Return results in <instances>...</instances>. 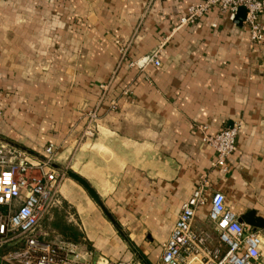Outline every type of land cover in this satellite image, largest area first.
I'll return each instance as SVG.
<instances>
[{"label":"crops","instance_id":"1","mask_svg":"<svg viewBox=\"0 0 264 264\" xmlns=\"http://www.w3.org/2000/svg\"><path fill=\"white\" fill-rule=\"evenodd\" d=\"M201 1H0V140L32 159L54 145V168L66 162L94 189L112 220L65 178L68 205L40 224L48 237L81 241L92 264H156L203 182L192 228L211 244L213 191L239 217L264 220V15L254 44L240 19L215 8L178 25ZM160 44L159 66L131 65ZM232 125L235 150L225 169L213 166L203 134ZM244 225L260 232L264 261V226Z\"/></svg>","mask_w":264,"mask_h":264},{"label":"built area","instance_id":"2","mask_svg":"<svg viewBox=\"0 0 264 264\" xmlns=\"http://www.w3.org/2000/svg\"><path fill=\"white\" fill-rule=\"evenodd\" d=\"M239 7L245 8L241 23L247 27L251 43L260 42L264 0H202L187 8L178 25L195 23L210 8L236 17ZM161 46L131 65L159 66ZM237 128L232 125L213 134H203V141L216 153L213 166L226 168L227 157L236 147ZM86 134L92 136V128H87ZM43 151V159H32L21 148L0 140V264H92L90 251L81 241L48 237L40 229L42 220L57 202L54 197L63 177V172L54 168L53 145L44 146ZM204 187L205 182L197 185L181 205L156 264H264L260 232L247 229L238 220L239 216L225 204L220 191L212 192L208 211L217 244H211L207 231L193 230L195 213L206 200ZM117 264L141 263L122 260Z\"/></svg>","mask_w":264,"mask_h":264},{"label":"water","instance_id":"3","mask_svg":"<svg viewBox=\"0 0 264 264\" xmlns=\"http://www.w3.org/2000/svg\"><path fill=\"white\" fill-rule=\"evenodd\" d=\"M245 15V8L239 7L236 18L240 19V21L244 18ZM68 175L73 178L75 181H77L80 185L83 186V188L88 192V194L95 200V202L100 206L101 210L104 212V214L111 219V216L109 212L106 210V208L102 205L100 200L98 199L97 194L95 193L94 189L88 184L86 180H84L82 177L77 175L76 173L69 171ZM112 220V219H111ZM239 221L243 222L246 225L252 226L254 228H262L264 226V220L261 219L258 216H255L253 210H248L244 214H242L239 218Z\"/></svg>","mask_w":264,"mask_h":264},{"label":"rangeland","instance_id":"4","mask_svg":"<svg viewBox=\"0 0 264 264\" xmlns=\"http://www.w3.org/2000/svg\"><path fill=\"white\" fill-rule=\"evenodd\" d=\"M1 1V0H0ZM202 2V1H201ZM201 2H199V3H201ZM198 3V4H199ZM195 5H197V4H195ZM191 6H194V5H191ZM101 85V84H100ZM102 89H105V87L107 86L106 84L104 85V84H102ZM53 147H54V145H53ZM54 149L56 150V148L54 147ZM65 164H66V162L63 164V167L61 168V170H59V171H62L63 172V177H62V179L64 180L65 178L66 179H68V180H73L74 181V186H76L77 188H79L78 190H83L84 188H83V186L82 185H80L77 181H75L73 178H71L69 175H68V171H70V169H68V167H66L65 166ZM63 180H61V182H59V186H58V191L55 193V197H54V200H59L62 204V206H66V205H68L67 203H68V199H66L65 197H64V195H62L61 194V191H60V186H61V183L63 182ZM84 191L87 193V191L84 189ZM55 206L53 205L52 206V208H54ZM51 208V209H52ZM72 211H74V209L72 208ZM73 213V212H72ZM74 216V215H73ZM73 220V219H72ZM55 237H57V235H55Z\"/></svg>","mask_w":264,"mask_h":264},{"label":"bare ground","instance_id":"5","mask_svg":"<svg viewBox=\"0 0 264 264\" xmlns=\"http://www.w3.org/2000/svg\"><path fill=\"white\" fill-rule=\"evenodd\" d=\"M57 203H59V200H57V202L55 203V205H56Z\"/></svg>","mask_w":264,"mask_h":264}]
</instances>
